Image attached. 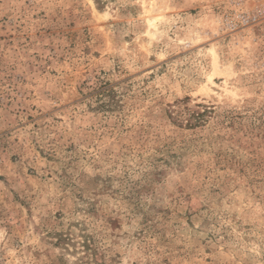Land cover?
<instances>
[{
	"label": "rangeland",
	"instance_id": "1",
	"mask_svg": "<svg viewBox=\"0 0 264 264\" xmlns=\"http://www.w3.org/2000/svg\"><path fill=\"white\" fill-rule=\"evenodd\" d=\"M0 264H264V0H0Z\"/></svg>",
	"mask_w": 264,
	"mask_h": 264
},
{
	"label": "bare ground",
	"instance_id": "2",
	"mask_svg": "<svg viewBox=\"0 0 264 264\" xmlns=\"http://www.w3.org/2000/svg\"><path fill=\"white\" fill-rule=\"evenodd\" d=\"M150 17V16H149ZM156 19L157 18H155V17H150L148 20H147V28L148 29H152V28H154L155 27V21H156Z\"/></svg>",
	"mask_w": 264,
	"mask_h": 264
}]
</instances>
